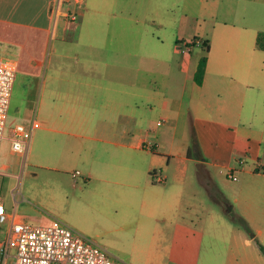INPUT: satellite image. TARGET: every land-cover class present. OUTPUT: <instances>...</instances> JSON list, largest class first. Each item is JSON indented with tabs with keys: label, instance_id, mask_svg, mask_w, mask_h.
Wrapping results in <instances>:
<instances>
[{
	"label": "crops",
	"instance_id": "1",
	"mask_svg": "<svg viewBox=\"0 0 264 264\" xmlns=\"http://www.w3.org/2000/svg\"><path fill=\"white\" fill-rule=\"evenodd\" d=\"M174 6L173 0H0V56L17 61L13 88L19 77L24 101L26 91L27 104L37 106L33 118L39 121V126L32 130L34 151L30 153L35 166L70 171L73 177L79 174L84 181L80 189H91L93 183L96 189L93 192L97 194L103 193L108 182L132 187L141 178L143 152L188 157L186 142L176 143L172 148L173 142L178 140L175 130L190 119L188 111L193 113L194 123L211 122L203 115L206 100L214 93L219 94L224 84L232 83L230 87H236L230 94L235 98V108L240 106L243 97L253 101L254 94L250 91L253 79L264 85V72L254 73V55L263 50L256 46L259 30L255 32L235 25L215 31L223 57L225 51H235L238 59L235 64L227 65L223 62L225 59L216 58L213 43H204L207 61L200 84L194 78L199 59L192 66L190 49L177 43L173 45V50L179 54L178 69L186 73L179 94L187 99L186 113L182 111L181 98L171 88L170 75L142 72L147 69L145 57L151 64L170 62L161 55L159 45L166 40L158 32L166 31L163 18L173 15ZM189 6L187 1L182 6L179 26L191 12ZM56 7L58 14L55 15ZM57 17L62 18L58 24ZM148 18H152L157 34L152 31L148 39H143ZM75 20H79L80 25L73 26L71 23ZM123 32H128L129 39H122ZM147 42L155 46L150 54L142 51L143 43ZM216 105L219 110L226 107L217 102ZM235 108L228 110L239 113ZM158 126H161L159 134L155 131ZM149 127L154 129L150 142L155 149L145 146L149 133L143 136L142 130ZM249 128L248 141L263 139L261 131ZM158 139L162 142L158 143ZM12 152L21 159L19 153ZM112 166L120 178L109 179ZM7 167L4 164L1 168ZM181 192V188H177L171 194L175 200L167 204H160L155 197L139 205L117 203L104 195L89 204H101L113 216L115 229L140 240V250L145 253L146 240L169 242L176 252H179V241H184L187 245L184 243L182 256L186 260L171 259L168 264H264L262 256L254 261L248 251L231 249L222 254L217 250L216 235L205 233V214L197 213L192 207L194 204H180ZM21 200L20 204L15 201L7 214L15 210L23 219L35 223L52 218L30 201ZM215 205L221 207V204ZM211 212L210 220L221 219L220 213ZM241 214L247 216L243 211ZM7 219L10 223L11 217ZM162 220L166 221V229L159 228ZM204 238L209 241L208 249L190 248L192 242L201 244ZM150 257L137 255L130 264H155V258Z\"/></svg>",
	"mask_w": 264,
	"mask_h": 264
},
{
	"label": "rangeland",
	"instance_id": "2",
	"mask_svg": "<svg viewBox=\"0 0 264 264\" xmlns=\"http://www.w3.org/2000/svg\"><path fill=\"white\" fill-rule=\"evenodd\" d=\"M173 15L163 18L167 33H162L166 40L160 46L161 55L166 56L170 62H150L145 57L147 69L142 72L167 74L171 76V88L175 95L183 102L182 111L186 113L187 99L180 97L184 87L186 73L178 69L179 54L173 50V45L188 47L192 54V66L205 53V44L213 43V51L216 58L225 59L227 65L235 64L237 52L218 50L219 37L215 31L221 27L239 26L249 30L264 31V0H173ZM190 3L187 17L179 26V15L182 14V6ZM177 3L179 6H176ZM128 9V8H126ZM62 20L55 19L56 24ZM152 18H148L144 26L147 28L143 33V39L151 36L152 31L156 35L157 27L152 24ZM73 26L80 25L79 20L71 23ZM158 26V25H156ZM213 31V32H212ZM233 35V34H232ZM232 35H230L232 37ZM113 35L111 34V39ZM122 39H129L128 32L121 34ZM148 39V38H147ZM191 43L192 41H196ZM234 39V36L232 40ZM212 41V42H211ZM155 46L149 42L143 43V52H153ZM224 53V50H223ZM254 73L264 72V50L256 51ZM258 56V64H257ZM144 57V56H143ZM256 64V65H255ZM210 80V79H209ZM212 81L209 82V85ZM253 101L243 100L235 108V98L230 97L236 87L224 84V89L219 94L214 93L206 100V110L203 113L211 122L193 121V113L188 111L190 119L176 128L177 139L172 144L186 142L189 155L186 158L172 153H142V169L139 182L132 187H126L114 182H108L103 193L97 194L91 184V189H83L84 181L80 175L73 177L70 171H55L46 167H38L32 163L30 153L34 151L32 135L28 146V156L23 161L18 160L17 155L10 148V130L17 123L29 127L35 110V105L29 106L25 101L23 89H21L19 77L13 88L10 104L7 111L5 138L0 147V202L8 205L6 212L14 207V202L21 203V199L28 200L37 208L42 209L52 217L58 218L85 236L94 239L99 245L106 248L113 256L123 260L126 264L133 262V257L153 256L155 264H168L171 259L176 261L186 260L182 256L184 241H179L176 250L170 248L169 242H156L146 240L147 249L140 250V240L132 235L115 229L112 225V217L101 204H89L96 200L99 195L115 200L117 203L131 204L149 203L153 197L160 204L173 203L171 194L177 188H181V203L194 204L193 209L205 214V233L216 235L215 248L222 254L234 249L236 251H248L253 255L254 261L257 256L264 258V85L253 79ZM207 88V84L206 87ZM204 88V89H205ZM207 94V93H206ZM189 101V100H188ZM189 102H192V98ZM216 102L224 110L216 109ZM209 104V105H208ZM230 107L239 109L238 112H230ZM37 113V110H36ZM37 117L40 119L41 117ZM211 123V127L207 124ZM261 131L263 139L260 141L250 138V128ZM142 135H147L145 146L155 149L151 144L153 140V128H143ZM155 131L159 134L161 126ZM158 143L162 140L158 139ZM260 142V144L258 143ZM260 158V159H259ZM7 164V168H1ZM112 177L120 178L114 173L113 166L110 168ZM155 170L154 176L149 172ZM257 172H256V171ZM184 171L183 173H181ZM162 178L161 180L159 178ZM93 197V198H92ZM175 203V202H174ZM215 204H221L218 208ZM212 210L221 214L209 218ZM247 213L246 217L241 214ZM193 216V213H191ZM8 219L0 226V238L7 228ZM209 223L211 224L209 226ZM214 223V224H213ZM166 221H159V228L166 229ZM246 239L250 242L247 243ZM185 243V244H184ZM209 241L204 238L200 244L191 243V249L205 250L209 248ZM187 245V244H186ZM194 245V246H193ZM133 247L136 249L133 250ZM151 258V257H150Z\"/></svg>",
	"mask_w": 264,
	"mask_h": 264
},
{
	"label": "built area",
	"instance_id": "3",
	"mask_svg": "<svg viewBox=\"0 0 264 264\" xmlns=\"http://www.w3.org/2000/svg\"><path fill=\"white\" fill-rule=\"evenodd\" d=\"M54 14H58L57 7ZM16 69L17 61L14 58L0 56V147L5 138ZM38 126L39 121L33 118L29 127L17 123L10 130V148L19 153L23 161L32 130ZM8 216L11 221L0 238V264H126L94 239L58 218L52 217L48 222H30L15 210L7 214L4 204L0 202V226Z\"/></svg>",
	"mask_w": 264,
	"mask_h": 264
},
{
	"label": "trees",
	"instance_id": "4",
	"mask_svg": "<svg viewBox=\"0 0 264 264\" xmlns=\"http://www.w3.org/2000/svg\"><path fill=\"white\" fill-rule=\"evenodd\" d=\"M256 46H257V48L264 50V31H259L257 33ZM206 61H207V56L206 55H203L198 61L197 68H196V71H195V74H194V78H195V80H196V82L198 84H200L202 82V79H203V76H204V72H205ZM154 174H155V171L152 170L150 172V175L154 176ZM261 248L264 251V246L261 245Z\"/></svg>",
	"mask_w": 264,
	"mask_h": 264
}]
</instances>
